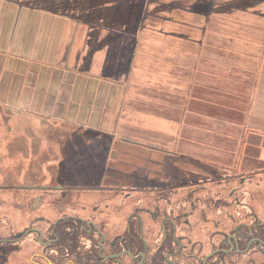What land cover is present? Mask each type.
Listing matches in <instances>:
<instances>
[{
  "label": "crops",
  "instance_id": "obj_1",
  "mask_svg": "<svg viewBox=\"0 0 264 264\" xmlns=\"http://www.w3.org/2000/svg\"><path fill=\"white\" fill-rule=\"evenodd\" d=\"M0 107L102 132L135 171L208 159L202 147L251 170L264 0H0Z\"/></svg>",
  "mask_w": 264,
  "mask_h": 264
},
{
  "label": "flooded vegetation",
  "instance_id": "obj_2",
  "mask_svg": "<svg viewBox=\"0 0 264 264\" xmlns=\"http://www.w3.org/2000/svg\"><path fill=\"white\" fill-rule=\"evenodd\" d=\"M185 159L175 171L159 159L93 172L83 187L46 176L11 187L7 264H264L262 170L216 160L197 171Z\"/></svg>",
  "mask_w": 264,
  "mask_h": 264
},
{
  "label": "rangeland",
  "instance_id": "obj_3",
  "mask_svg": "<svg viewBox=\"0 0 264 264\" xmlns=\"http://www.w3.org/2000/svg\"><path fill=\"white\" fill-rule=\"evenodd\" d=\"M4 124H8L9 129ZM97 133L103 136L102 132H84L51 118L26 116L0 107V238L8 236L5 230L6 215L9 211L7 193L13 186H26L36 182V185H39L43 181L38 178L46 176L53 177L50 180L52 183L56 178L57 184L83 187L86 186L83 177L90 178L93 172H107L108 175L112 172H135V158L127 154L111 155L120 150L119 145H105L99 142L98 138L95 139ZM259 143L261 146L256 149L264 154V140ZM95 144L97 146H94ZM212 149L198 148L210 153L204 156L208 159H185L188 161L187 165L196 167L197 171L217 170L213 161L223 157L213 155L210 151ZM217 149L222 151L224 147ZM121 150L129 154L137 151L133 145ZM156 155L160 159V155ZM254 156L256 153L253 150L249 159ZM153 158L152 152L151 159ZM252 162L251 170H262L255 175L263 176L264 157ZM173 163L164 165L175 167V171L179 163ZM6 260L10 262L8 244L3 241L0 243V264H7Z\"/></svg>",
  "mask_w": 264,
  "mask_h": 264
},
{
  "label": "trees",
  "instance_id": "obj_4",
  "mask_svg": "<svg viewBox=\"0 0 264 264\" xmlns=\"http://www.w3.org/2000/svg\"><path fill=\"white\" fill-rule=\"evenodd\" d=\"M5 126L7 125V124H4Z\"/></svg>",
  "mask_w": 264,
  "mask_h": 264
}]
</instances>
